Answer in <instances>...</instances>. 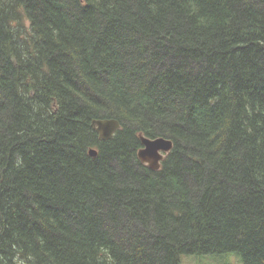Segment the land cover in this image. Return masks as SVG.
<instances>
[{
    "label": "trees",
    "instance_id": "obj_1",
    "mask_svg": "<svg viewBox=\"0 0 264 264\" xmlns=\"http://www.w3.org/2000/svg\"><path fill=\"white\" fill-rule=\"evenodd\" d=\"M222 253L264 264V0H0V264Z\"/></svg>",
    "mask_w": 264,
    "mask_h": 264
},
{
    "label": "water",
    "instance_id": "obj_2",
    "mask_svg": "<svg viewBox=\"0 0 264 264\" xmlns=\"http://www.w3.org/2000/svg\"><path fill=\"white\" fill-rule=\"evenodd\" d=\"M92 126L98 132L99 139L109 141L115 132L120 128V124L115 119H95ZM142 148L138 151V158L142 163L148 164L152 170H158L165 155L168 154L174 143L166 137H145L140 136ZM98 151L94 148L90 150V155L95 157Z\"/></svg>",
    "mask_w": 264,
    "mask_h": 264
},
{
    "label": "rangeland",
    "instance_id": "obj_3",
    "mask_svg": "<svg viewBox=\"0 0 264 264\" xmlns=\"http://www.w3.org/2000/svg\"><path fill=\"white\" fill-rule=\"evenodd\" d=\"M196 260L203 262V264H242L237 255L233 253H222L218 254V256H214L213 254L193 256L186 255L183 257V264H196Z\"/></svg>",
    "mask_w": 264,
    "mask_h": 264
},
{
    "label": "bare ground",
    "instance_id": "obj_4",
    "mask_svg": "<svg viewBox=\"0 0 264 264\" xmlns=\"http://www.w3.org/2000/svg\"><path fill=\"white\" fill-rule=\"evenodd\" d=\"M98 133V132H97ZM139 159V158H138Z\"/></svg>",
    "mask_w": 264,
    "mask_h": 264
},
{
    "label": "flooded vegetation",
    "instance_id": "obj_5",
    "mask_svg": "<svg viewBox=\"0 0 264 264\" xmlns=\"http://www.w3.org/2000/svg\"><path fill=\"white\" fill-rule=\"evenodd\" d=\"M101 140V139H100ZM103 141V140H102Z\"/></svg>",
    "mask_w": 264,
    "mask_h": 264
}]
</instances>
